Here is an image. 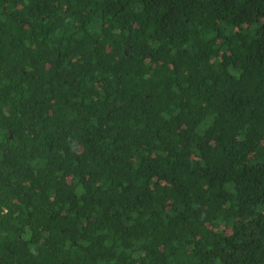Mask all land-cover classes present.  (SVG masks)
<instances>
[{"label": "trees", "instance_id": "16d2710c", "mask_svg": "<svg viewBox=\"0 0 264 264\" xmlns=\"http://www.w3.org/2000/svg\"><path fill=\"white\" fill-rule=\"evenodd\" d=\"M0 264H264V0H0Z\"/></svg>", "mask_w": 264, "mask_h": 264}]
</instances>
